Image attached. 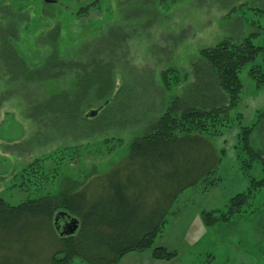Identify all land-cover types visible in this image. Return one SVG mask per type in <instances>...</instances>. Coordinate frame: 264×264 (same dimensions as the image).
I'll return each instance as SVG.
<instances>
[{"label":"rangeland","instance_id":"1","mask_svg":"<svg viewBox=\"0 0 264 264\" xmlns=\"http://www.w3.org/2000/svg\"><path fill=\"white\" fill-rule=\"evenodd\" d=\"M251 32L259 33L254 41L264 48V0H0V196L14 205L32 197L35 188L20 184L19 171L52 152L63 156L47 164L60 168L55 183L45 189L52 193L63 188L66 176L82 181L122 163L130 142L195 81L199 50ZM10 48L28 69H40L47 61L111 64L114 85L108 102L94 101L76 121L61 117L51 99L73 95L75 71L53 68L52 78L24 79L14 74ZM262 58L264 51L239 72L243 89L231 117L240 113V120L210 138L222 156L215 172L219 180L211 184L208 177L183 190L151 248L129 252L116 264H264V186L254 190L245 212L226 221L206 226L200 216L203 210H227L229 198L250 186L240 169L248 157L237 146L240 125L256 122L249 140L264 159V87L247 74L253 63L264 66ZM167 68L188 76L164 89L161 72ZM90 109L98 110L86 117ZM246 172L256 179L264 176L257 160ZM28 240L5 249L0 258L49 264L56 238L48 231ZM158 245L176 250V257L153 259L151 249ZM70 264L86 263L74 258Z\"/></svg>","mask_w":264,"mask_h":264},{"label":"trees","instance_id":"2","mask_svg":"<svg viewBox=\"0 0 264 264\" xmlns=\"http://www.w3.org/2000/svg\"><path fill=\"white\" fill-rule=\"evenodd\" d=\"M257 34L251 32L235 41L225 38L214 46L201 48L193 64L195 81L181 95L171 98L148 129L130 142L122 163L106 172L85 175L82 181L66 176L62 180L63 188L52 193L45 189L55 183L60 168L47 167V164L52 159L63 158L62 154L52 152L28 162L19 171L18 179L20 184L34 187V195L15 205L0 196V256L5 249L11 250L17 243L29 241L32 235L48 231L58 241V246L47 257L49 264H70L74 258L86 264H116L129 252L151 248L167 222V215L173 212L170 207L178 195L208 177L212 179L211 184L219 180L215 172L222 156L216 152L210 138L235 119L240 120L241 114L236 113L233 118L231 111L238 105L243 89L239 72L264 51L263 46L254 41ZM7 57L15 61L14 74L24 79L44 75L52 78L56 75V72L49 74L53 68L67 66L75 71L73 95L59 94L51 99L58 115L64 118L71 115L76 121L94 101L107 103L113 89L109 63L92 61L87 67L78 62L47 61L40 69H28L14 49L10 48ZM247 74L257 86L264 87L262 64H251ZM187 76L175 68L163 70L164 89H171ZM92 110L97 112L98 109L88 112ZM88 112L86 117L96 114ZM260 113L264 115V111ZM255 123L240 125L237 134V146L248 155L240 169L247 173L250 186L229 198L227 210L201 211L206 226L245 212L244 205L264 186V176L256 179L246 172L249 162L256 160L262 163L264 171V159L249 140ZM116 140L118 144L123 141L122 138ZM59 211L78 220L73 235L59 236L56 232L54 217ZM64 219L67 221L59 216L57 223L62 224ZM150 254L153 259L162 261L177 255L176 250L164 245L154 246ZM14 259L9 258L6 263L1 257L0 263L9 264L12 260L16 264Z\"/></svg>","mask_w":264,"mask_h":264},{"label":"water","instance_id":"3","mask_svg":"<svg viewBox=\"0 0 264 264\" xmlns=\"http://www.w3.org/2000/svg\"><path fill=\"white\" fill-rule=\"evenodd\" d=\"M95 113V110L88 112L89 115H94ZM59 216L66 218L67 221L62 222V224H60L59 222L57 223ZM54 225L55 230L59 236H69L73 235L76 232L78 228V220L75 217L70 216L66 212L59 211L54 217Z\"/></svg>","mask_w":264,"mask_h":264},{"label":"flooded vegetation","instance_id":"4","mask_svg":"<svg viewBox=\"0 0 264 264\" xmlns=\"http://www.w3.org/2000/svg\"><path fill=\"white\" fill-rule=\"evenodd\" d=\"M66 220L64 219L63 222H65Z\"/></svg>","mask_w":264,"mask_h":264}]
</instances>
